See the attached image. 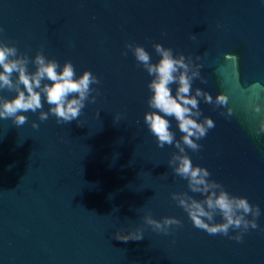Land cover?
Returning a JSON list of instances; mask_svg holds the SVG:
<instances>
[{"label": "water", "instance_id": "1", "mask_svg": "<svg viewBox=\"0 0 264 264\" xmlns=\"http://www.w3.org/2000/svg\"><path fill=\"white\" fill-rule=\"evenodd\" d=\"M0 27V40L30 58L42 51L61 66L71 61L77 77L89 70L100 80L81 126L57 124L51 114L41 122L31 111L20 126L0 119V264H264V133L254 131L264 118V0H0ZM129 43L153 63L155 43L191 55L204 81L194 78L192 94L199 87L228 97L229 118L225 107L198 98L215 127L196 141L198 152L185 151L230 194L259 206L258 227L242 242L196 228L172 199L202 196L169 166L178 150L158 147L144 123L152 77ZM166 118L179 140L177 122ZM146 214L181 223L157 232ZM138 228L142 240L114 238Z\"/></svg>", "mask_w": 264, "mask_h": 264}, {"label": "clouds", "instance_id": "2", "mask_svg": "<svg viewBox=\"0 0 264 264\" xmlns=\"http://www.w3.org/2000/svg\"><path fill=\"white\" fill-rule=\"evenodd\" d=\"M3 31L0 27V32ZM189 38L195 40L196 36L190 35ZM126 48L131 50L138 66H142L152 77L147 85L151 93L147 103L151 110L144 113V123L156 138L158 147L174 145L178 150L171 154L169 166L175 175L187 181V188L192 193L202 196V199H196L188 192H173L172 199L187 213L196 228L210 235L220 234L242 242L244 233L258 227L256 218L261 214L259 206L249 203L246 197L230 194L222 184L210 179L211 173L205 167L194 165L185 151L187 147L198 152L202 145L196 141L203 139L215 127L210 117L202 116L198 98L212 104L214 108L225 107L226 112L221 115L229 118L233 110L227 107L228 97L219 93L213 99L199 87L192 94L194 78L204 81L199 72L201 65L194 63L191 55L185 57L177 53L174 56L171 48L155 43L153 48L159 60L153 63L143 46L129 43ZM29 63L35 66L34 71L28 70ZM98 84L100 80L89 70L77 77L71 61H65L61 66L57 60L47 58L42 51H37L30 58L26 53H21L14 43L9 45L0 40V90L15 92L11 99L0 96V119L11 118L13 124L20 126L28 122V117L21 113L31 111L39 112L38 119L41 122L47 121L51 114L56 117L57 124L75 120L80 125L78 117L85 102L94 103L96 97L91 93L99 94V90L92 85ZM173 84L176 85L174 95L171 89ZM42 101L49 105L48 111H43ZM252 110L260 113L261 106L254 104ZM166 117H172L177 122L182 133L179 140L175 138L171 122ZM32 127L38 128L39 125L32 122ZM254 131L257 135L264 133V118L260 119ZM217 215L222 218V222H215ZM249 216L252 218L249 219ZM144 223L154 231L167 233L170 226L180 225L181 222L175 217L156 220L146 214ZM230 230L236 234L231 235ZM114 238L124 242L139 241L144 235L139 228L128 232L117 230Z\"/></svg>", "mask_w": 264, "mask_h": 264}]
</instances>
